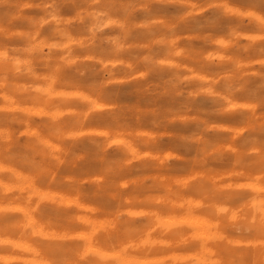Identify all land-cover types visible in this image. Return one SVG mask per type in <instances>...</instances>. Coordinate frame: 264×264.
I'll list each match as a JSON object with an SVG mask.
<instances>
[{
    "label": "clouds",
    "instance_id": "obj_1",
    "mask_svg": "<svg viewBox=\"0 0 264 264\" xmlns=\"http://www.w3.org/2000/svg\"><path fill=\"white\" fill-rule=\"evenodd\" d=\"M0 264H264V0H0Z\"/></svg>",
    "mask_w": 264,
    "mask_h": 264
}]
</instances>
